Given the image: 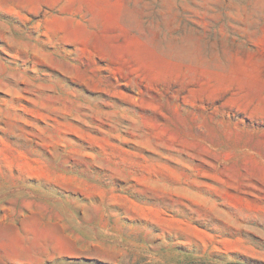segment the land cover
I'll use <instances>...</instances> for the list:
<instances>
[{"label":"rangeland","instance_id":"rangeland-1","mask_svg":"<svg viewBox=\"0 0 264 264\" xmlns=\"http://www.w3.org/2000/svg\"><path fill=\"white\" fill-rule=\"evenodd\" d=\"M264 264V0H0V264Z\"/></svg>","mask_w":264,"mask_h":264},{"label":"trees","instance_id":"trees-1","mask_svg":"<svg viewBox=\"0 0 264 264\" xmlns=\"http://www.w3.org/2000/svg\"><path fill=\"white\" fill-rule=\"evenodd\" d=\"M228 264H244V263L234 262V263H228Z\"/></svg>","mask_w":264,"mask_h":264}]
</instances>
